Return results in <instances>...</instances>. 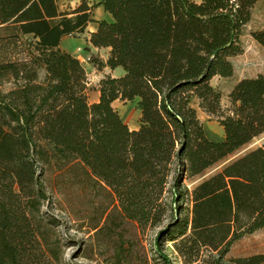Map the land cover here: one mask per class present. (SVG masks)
<instances>
[{"label":"trees","instance_id":"16d2710c","mask_svg":"<svg viewBox=\"0 0 264 264\" xmlns=\"http://www.w3.org/2000/svg\"><path fill=\"white\" fill-rule=\"evenodd\" d=\"M256 1L101 0L113 20L100 21L89 42L109 52L89 61L124 73L103 76L90 102L85 67L60 46L85 32L88 0L73 9L60 0H0L8 33L0 38L26 45L23 57L0 61V264H59L57 222L43 209L54 194L113 264L128 261L126 226L162 223L164 189L175 212L154 246L166 264L164 239L183 264H264V252L226 258L234 242L264 227V142L191 189L183 184L264 133L263 75L235 82L227 109L211 84L233 75ZM250 35L264 47V30ZM5 83L12 87L4 91ZM116 100L135 103L137 128ZM194 102L217 119L221 141L207 138Z\"/></svg>","mask_w":264,"mask_h":264},{"label":"rangeland","instance_id":"374dc122","mask_svg":"<svg viewBox=\"0 0 264 264\" xmlns=\"http://www.w3.org/2000/svg\"><path fill=\"white\" fill-rule=\"evenodd\" d=\"M244 32L240 37L241 43L243 47L248 48L250 52L247 53L246 57H244L242 61H236V66L251 65L250 55H257L260 52L258 50H255L254 46H252L253 42L256 41L252 38L250 33H247L246 30ZM6 34L8 33L0 29V37ZM23 41V39H20L21 44L16 45L9 43L8 40H2V38H0V61L2 59H14L17 57H23V51L26 50V45ZM76 54L80 57V61L85 67L88 81L87 94L89 101L92 102V97L94 95V91L96 90L95 85L98 84L97 79L99 77L106 76L107 74L113 76L117 75V73L102 72V76H100L98 73V69L89 61V57L91 55H93L95 58L102 59V57L106 56L105 51L89 54L85 49H81L80 52H78L77 50ZM123 73L124 72L122 70V74ZM211 84L219 88L222 93V107L224 109L229 108L230 102L228 94L233 87L232 79L230 77H218L211 80ZM11 87V83H5L2 85V89L4 91L10 89ZM126 104H128L129 106L125 107L124 105ZM194 106L197 109L198 116L203 123L204 132L207 138L213 141H221L224 138V130L219 125L217 119L200 111L197 108L198 106L196 102H194ZM114 107L117 109L119 115L124 121L129 122L130 118H132L131 123H129V127L133 128L137 125L136 122L138 120V116L136 114V105L134 102H117ZM263 142L264 133L254 138L250 143L245 145L233 155L229 156L227 159L215 164L214 166L206 170L201 176L184 180L183 184L191 189L202 179L219 171L228 162L243 155L249 150L261 146ZM77 192L80 193V190L77 189ZM64 197L65 196L60 194H54L49 204L43 208L46 216L55 219V221L57 222V226L54 227L56 232L53 238H56L60 248L59 264H113L110 258L111 254L109 252H104L98 248L97 243L91 237V233H87L85 230H78V228L76 227V224L78 222L76 216L71 212L69 208L70 203H68ZM171 197L172 189H164L162 202L165 206L166 215L164 216L163 222L159 225L148 226L144 229L131 224L126 226V230L124 231V243L126 246L131 247L132 255L130 256V259L128 261H123L121 264H166L165 260L155 250L154 238L156 233L172 220V216L175 212V204L173 203ZM182 203L184 207H187V202L182 201ZM75 205L79 206L78 200L75 201ZM126 238L128 240H126ZM171 245V242L165 239L161 241V248L163 251L162 253L168 257L170 264H183L181 262V259L176 256V253L170 251L172 248ZM263 252L264 227L251 234H247L241 239L234 242L226 258L249 256L252 254Z\"/></svg>","mask_w":264,"mask_h":264},{"label":"crops","instance_id":"0c3cea01","mask_svg":"<svg viewBox=\"0 0 264 264\" xmlns=\"http://www.w3.org/2000/svg\"><path fill=\"white\" fill-rule=\"evenodd\" d=\"M79 2L80 0H60L61 8L63 9L66 8L73 9L75 6L79 4ZM88 4L92 6V11H91L92 20L89 22L88 26L86 27L85 32L82 34H78L76 36L64 37L61 41L60 46L62 49L66 50L72 55H75L79 59L80 57L76 54L78 49H83V50L85 49L86 52H88L89 54L105 51L106 56L102 57V59L105 61L107 59L109 48H96L92 46L89 42V33L97 29L98 23L100 21L105 20L111 22L113 20V17L108 11L104 9V6L101 4V0H88ZM245 30L247 31V33H250L252 30H264V0H257L254 6L252 7L251 19L246 24L244 31ZM252 46H254L255 50H258L260 52L257 55H250L251 65L236 66L235 63L238 60L242 61L243 58L246 57L247 53L250 52L248 48L243 47L244 52L242 54L231 57V61L234 65V73L230 78L232 79L233 85L235 82L243 78H252V77H256L259 74L264 76V47H262L257 42H253ZM122 70L123 69L121 67H118L114 70H110L109 68L106 67L102 71L98 70V73L100 76H102V72L103 73L113 72V73H117V75H113V76H120L122 74ZM101 78L102 77H99L97 79L98 83ZM215 78H218V76H214L212 80ZM95 86H96V90L94 91L92 102H96L99 99L98 84H96ZM117 102L123 103L122 101L116 100L114 101L113 105L115 106ZM124 106L128 107L129 105L126 104ZM136 114L138 116V120L136 122L137 125L133 128L130 127L131 129L137 128L138 126L140 111L137 107H136ZM131 121L132 118H130V121L127 122V124L129 125Z\"/></svg>","mask_w":264,"mask_h":264},{"label":"built area","instance_id":"2783aa9c","mask_svg":"<svg viewBox=\"0 0 264 264\" xmlns=\"http://www.w3.org/2000/svg\"><path fill=\"white\" fill-rule=\"evenodd\" d=\"M81 51V49H78V52H80Z\"/></svg>","mask_w":264,"mask_h":264}]
</instances>
